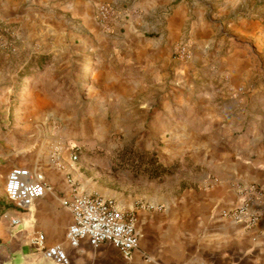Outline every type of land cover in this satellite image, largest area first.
Returning <instances> with one entry per match:
<instances>
[{"label": "crops", "instance_id": "obj_1", "mask_svg": "<svg viewBox=\"0 0 264 264\" xmlns=\"http://www.w3.org/2000/svg\"><path fill=\"white\" fill-rule=\"evenodd\" d=\"M116 2L0 0V103L2 92L13 95L36 71L57 70L52 59L60 51L73 53L72 45L58 46L55 16L98 24V6ZM135 8L119 26L124 31H102L120 41L119 49L110 52L102 38L95 48L101 34H86L81 61L66 57L60 67L71 71L73 83L102 87L97 100L104 104L127 96L132 105L121 110L150 119L148 150L160 143L159 162L177 172L159 184L149 169L141 176L133 167L94 170L66 154L63 169L48 158L27 161L23 165L43 172L50 189L22 211L6 201L15 162H0V264H56L33 246L38 234L48 245L64 244L70 264H264V192L251 197V212L261 213L254 226L229 215L240 204L238 184L259 183L264 190V0H137ZM153 18L157 36L149 35ZM47 34L54 35L47 51H32L41 44L35 38ZM181 43L191 58L177 64L172 57ZM147 82L151 92L144 94ZM80 195L114 199L136 216L141 239L130 258L108 244L68 247V204ZM12 218L20 225L11 226Z\"/></svg>", "mask_w": 264, "mask_h": 264}, {"label": "rangeland", "instance_id": "obj_2", "mask_svg": "<svg viewBox=\"0 0 264 264\" xmlns=\"http://www.w3.org/2000/svg\"><path fill=\"white\" fill-rule=\"evenodd\" d=\"M136 4L137 0H117L115 4H106L114 6L118 11V17L111 20L110 24H104L99 20L98 10V24L94 21L83 23L82 20L73 17L55 16L59 21L55 29L58 31L55 35L58 46L61 50L69 48L70 45L75 49L73 53L60 51L56 59H52L53 62H57V70L36 71L33 77L27 78L15 89L13 95H4L2 92L1 96L5 100L0 103V154L4 161L0 162H15L14 167L28 166L23 164L48 158L52 164L53 154L58 152L63 159L65 154L69 158L78 155V161L74 162L89 168L105 169L112 173L133 167L141 176L148 170L142 158L153 156L159 161L155 149L161 144L158 143L153 151L148 150L150 119L145 114L131 118L129 117L131 113L121 110L132 105L127 102V96L122 99V103L116 101L104 104L97 100L102 87L95 85L85 88L82 83H73L69 78L71 71L60 67L66 57L74 59L72 64L81 61L83 55L80 48L86 46L82 36L86 34L92 37L101 34V37H96L93 42L95 48L98 47V38H102L100 42L106 41L110 44L109 51L114 47L119 49L117 43L120 41L114 40L112 36L103 35L102 31L111 32L110 34L116 30L124 31V27L119 26L121 24L123 26L137 12ZM123 14H127L124 21L121 18ZM153 21L154 18L149 22V35L157 36L161 30L152 28ZM46 28L50 29L47 26ZM2 36L0 30V38ZM53 37V34H47L46 39L35 38V42L41 41V44L32 45L31 50L37 48L38 53L46 52L45 47L49 46V41L54 43ZM100 48H105V45L101 44ZM172 60L177 64H183L174 60V53ZM147 86L148 82L145 84L144 94L151 92V87ZM105 106L109 107L108 113L103 110ZM176 172L174 170L172 175ZM164 179V177L158 179L157 182L163 183ZM2 180L0 176V184ZM237 186L239 191H249L252 186L263 188L259 183Z\"/></svg>", "mask_w": 264, "mask_h": 264}, {"label": "built area", "instance_id": "obj_3", "mask_svg": "<svg viewBox=\"0 0 264 264\" xmlns=\"http://www.w3.org/2000/svg\"><path fill=\"white\" fill-rule=\"evenodd\" d=\"M118 17L114 6L100 4L98 18L104 24ZM4 47L0 38V49ZM191 58L190 47L186 43L179 44L174 51V60L185 63ZM58 150V149H57ZM78 161V155L71 157ZM52 163L63 169V158L60 153H54ZM50 189L43 172L28 166H18L7 175L5 194L7 204L22 211L29 210L36 201L45 197ZM263 188L252 186L249 191H241L240 204L229 215L236 222H247L254 226L260 219L261 213L251 212L252 199L263 195ZM73 214V223L67 230L66 243L71 250L80 248L83 241H88L94 248L108 244L117 249L123 257L130 258L138 248L141 235L137 228L136 216L124 212L117 202L111 198L100 196H76L69 204ZM11 226L17 227L21 219L12 218ZM33 246L47 260L56 264H70V256L64 244L48 245L44 234H38L32 240Z\"/></svg>", "mask_w": 264, "mask_h": 264}, {"label": "trees", "instance_id": "obj_4", "mask_svg": "<svg viewBox=\"0 0 264 264\" xmlns=\"http://www.w3.org/2000/svg\"><path fill=\"white\" fill-rule=\"evenodd\" d=\"M142 160L145 162L147 168L150 170L151 179L158 180L162 179L163 177H168L174 173V169L167 168L163 164L159 163L155 157L151 156L150 158L144 157Z\"/></svg>", "mask_w": 264, "mask_h": 264}]
</instances>
